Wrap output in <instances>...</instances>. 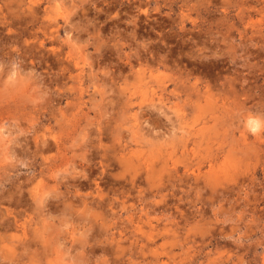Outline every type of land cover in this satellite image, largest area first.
Listing matches in <instances>:
<instances>
[{"label": "rangeland", "instance_id": "obj_1", "mask_svg": "<svg viewBox=\"0 0 264 264\" xmlns=\"http://www.w3.org/2000/svg\"><path fill=\"white\" fill-rule=\"evenodd\" d=\"M0 264H264V0H0Z\"/></svg>", "mask_w": 264, "mask_h": 264}, {"label": "bare ground", "instance_id": "obj_2", "mask_svg": "<svg viewBox=\"0 0 264 264\" xmlns=\"http://www.w3.org/2000/svg\"><path fill=\"white\" fill-rule=\"evenodd\" d=\"M255 126V125H254ZM57 141V140H56ZM60 144V143H59ZM58 143H57V145H59ZM38 145V144H37ZM59 149H60V147H59ZM42 158V157H41ZM51 161V160H50ZM50 166V165H49ZM76 180V179H75ZM71 185V184H70ZM74 186V185H73ZM36 191V190H35ZM34 191H32V193H33ZM20 195V194H19ZM33 195V194H32ZM39 195V194H38ZM42 196V195H41ZM6 197V196H5ZM43 197V196H42ZM41 197V198H42ZM41 198H38L39 200L41 199ZM18 200V199H17ZM23 200V199H22ZM28 202V201H27ZM45 202V201H44ZM48 203V202H47ZM19 204V203H18ZM42 204V203H41ZM33 206V205H32ZM45 206H46V203H45ZM65 206V205H64ZM37 207V206H36ZM42 207V206H41ZM71 210H72V208H71ZM39 211V210H38ZM40 212V211H39ZM24 214V213H23ZM21 216V215H20ZM31 219V218H30ZM32 220V219H31ZM26 227V226H25ZM4 228V227H3Z\"/></svg>", "mask_w": 264, "mask_h": 264}]
</instances>
